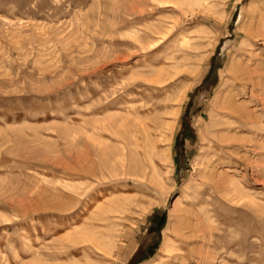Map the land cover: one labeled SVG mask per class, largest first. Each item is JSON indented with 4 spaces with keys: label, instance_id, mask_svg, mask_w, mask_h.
Wrapping results in <instances>:
<instances>
[{
    "label": "rangeland",
    "instance_id": "obj_1",
    "mask_svg": "<svg viewBox=\"0 0 264 264\" xmlns=\"http://www.w3.org/2000/svg\"><path fill=\"white\" fill-rule=\"evenodd\" d=\"M262 11L0 0V264H264Z\"/></svg>",
    "mask_w": 264,
    "mask_h": 264
},
{
    "label": "bare ground",
    "instance_id": "obj_2",
    "mask_svg": "<svg viewBox=\"0 0 264 264\" xmlns=\"http://www.w3.org/2000/svg\"><path fill=\"white\" fill-rule=\"evenodd\" d=\"M256 10V9H255ZM261 10V9H260ZM263 12V11H262ZM264 13V12H263ZM259 15H261V14H259ZM251 24V23H250ZM263 26H264V24H263ZM250 30V29H249ZM233 61V60H232ZM234 64V63H233ZM231 65V64H230ZM233 66V65H232ZM231 67V66H230ZM245 70V69H244ZM218 97V96H217ZM214 100H215V98H214ZM180 101V100H179ZM239 113V112H238ZM176 115H177V113H174L173 114V116H174V118L176 117ZM172 116V115H171ZM172 116V117H173ZM167 125H169V124H167ZM166 125V126H167ZM171 127V126H170ZM168 129V128H167ZM143 142L146 144V145H148L149 143L151 144V145H153L154 143H152L149 139H148V135H144V138H143ZM135 145H137V144H135ZM146 145H145V147H146ZM139 146H137L136 148H138ZM154 149V148H153ZM134 153H137L136 152V150H135V152ZM123 155V154H122ZM121 157V156H120ZM160 159L162 160L163 158H161L160 157ZM167 160V159H166ZM118 163L119 164H125L126 162H125V158L122 156V158L120 159L119 158V160H118ZM152 163V162H151ZM141 175V174H140ZM156 175V174H155ZM168 249H170V246H169V243H168V241H166L163 245H162V247H161V249H160V252H162V253H168Z\"/></svg>",
    "mask_w": 264,
    "mask_h": 264
}]
</instances>
